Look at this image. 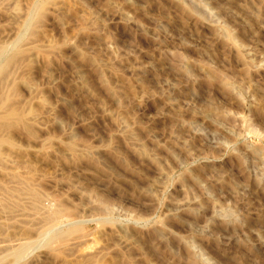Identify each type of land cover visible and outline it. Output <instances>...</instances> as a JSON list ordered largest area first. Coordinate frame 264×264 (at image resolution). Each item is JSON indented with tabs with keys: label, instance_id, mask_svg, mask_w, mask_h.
Segmentation results:
<instances>
[{
	"label": "rangeland",
	"instance_id": "374dc122",
	"mask_svg": "<svg viewBox=\"0 0 264 264\" xmlns=\"http://www.w3.org/2000/svg\"><path fill=\"white\" fill-rule=\"evenodd\" d=\"M0 48V264H264V0H0Z\"/></svg>",
	"mask_w": 264,
	"mask_h": 264
},
{
	"label": "bare ground",
	"instance_id": "6f19581e",
	"mask_svg": "<svg viewBox=\"0 0 264 264\" xmlns=\"http://www.w3.org/2000/svg\"><path fill=\"white\" fill-rule=\"evenodd\" d=\"M29 19H30V18H29ZM1 49H2V48H0V51H1ZM4 49H5V47H4ZM2 52H3V51H2ZM2 52H1V53H2ZM4 55H5V54H4ZM4 55H3V56H4ZM0 56H1V55H0ZM3 58H4V57H3ZM13 60H14V57L8 59V60L5 62L4 65L1 64V66H0V75H4V74L7 72V70H8L7 67L10 66V65L12 64ZM14 61H15V60H14ZM6 77H7V76H6ZM12 115H13V114H12ZM33 194H34V192H33ZM34 196H37V195H34ZM52 230H53V229H52ZM51 232H52V231H51ZM51 232L49 231V233H51ZM61 233H63V232H61ZM64 234H66V233H64ZM45 235H46V234H45ZM45 235H44V236H45ZM59 236L62 237V234H61V235H59V234L57 235V234H56V238H55V239H57V237H59ZM53 237H55V236H53ZM62 238H63V237H62ZM60 239H61V238L59 237L58 240H60ZM45 240H46V239H45ZM48 240L50 241V238H49ZM52 240H54V239L52 238ZM55 241H56V240H55ZM47 243H48V242H47ZM41 244H42V243H41ZM28 245H29V243H28ZM28 245H25V247H29ZM22 247H24V246H22ZM23 249H26V250H27V248H23ZM23 251H24V250H23ZM16 252H17V251H16ZM25 252H26V251H25ZM23 253H24V252H23ZM23 253H22V255H23ZM14 255H16L17 257L22 256V255H21V252H17V253L14 254ZM16 256H15V257H16Z\"/></svg>",
	"mask_w": 264,
	"mask_h": 264
}]
</instances>
